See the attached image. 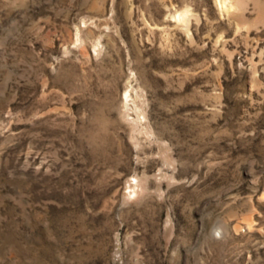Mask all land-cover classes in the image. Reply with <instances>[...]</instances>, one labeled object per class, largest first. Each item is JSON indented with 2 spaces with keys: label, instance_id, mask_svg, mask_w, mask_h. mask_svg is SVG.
<instances>
[{
  "label": "rangeland",
  "instance_id": "obj_1",
  "mask_svg": "<svg viewBox=\"0 0 264 264\" xmlns=\"http://www.w3.org/2000/svg\"><path fill=\"white\" fill-rule=\"evenodd\" d=\"M0 264H264V0H0Z\"/></svg>",
  "mask_w": 264,
  "mask_h": 264
}]
</instances>
